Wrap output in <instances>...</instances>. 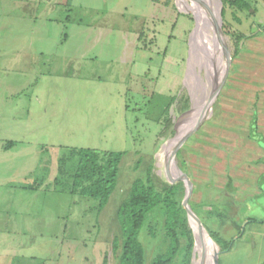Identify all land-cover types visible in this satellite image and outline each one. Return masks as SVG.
Segmentation results:
<instances>
[{"label": "rangeland", "instance_id": "374dc122", "mask_svg": "<svg viewBox=\"0 0 264 264\" xmlns=\"http://www.w3.org/2000/svg\"><path fill=\"white\" fill-rule=\"evenodd\" d=\"M63 1L0 0V231L17 245L2 264H116L111 241L119 236L117 206L148 169L155 180L168 182L158 174L157 154L196 98L188 65L195 18L178 0ZM219 1L226 76L173 159L192 184L188 205L217 234L218 264H255L257 238L246 221L264 217V196L256 206L223 207L220 220L214 199L231 165L253 162L255 144L246 137L250 109L241 111L235 101L252 100V93L235 89L233 34L264 33V0H248L244 10ZM200 43L193 63L206 81ZM258 129L264 133V123ZM9 140L14 145L4 149ZM239 146L247 153H239ZM70 147L124 152L116 186L100 212L93 200L52 183ZM74 164L69 159L63 168ZM62 178L66 183L69 177ZM33 182L40 186L27 189ZM176 182L182 183V206L185 186ZM163 215L162 209L149 214L140 232L145 264L167 246ZM194 245L193 237L190 252L173 264H182L183 257L184 264H194Z\"/></svg>", "mask_w": 264, "mask_h": 264}, {"label": "trees", "instance_id": "16d2710c", "mask_svg": "<svg viewBox=\"0 0 264 264\" xmlns=\"http://www.w3.org/2000/svg\"><path fill=\"white\" fill-rule=\"evenodd\" d=\"M228 4L236 10L250 8L248 0H228ZM243 36L244 34L239 32L233 34L235 52ZM249 135L256 141H264L256 132L254 120L249 125ZM13 145L14 141L9 140L2 147L7 149ZM68 151L69 155L65 158L61 157L58 161L57 176L53 180L54 186L67 190L71 195H78L82 199L93 200L92 208L100 212L114 191L119 164L124 152L82 147H70ZM66 159H71V161L74 159V167L63 168ZM62 176L69 177L66 183L62 180ZM31 188L33 189V186ZM232 188L231 178L228 177L224 191L227 193ZM181 190V182L168 183L155 180L151 169H148L143 177H137L132 181L127 196L116 209L119 236L111 241L112 251L117 252L116 264H145V251L139 236L147 216L157 209L164 211L162 227L167 246L163 251H157L149 264H173L182 252L184 254L187 251L190 252L193 237L188 227L186 212L178 201L177 196ZM223 200L225 199L222 197L217 204L219 207L216 205L218 207L217 218L219 216L223 218L222 213L225 212L223 207L229 205L227 200ZM192 209L198 215L194 206ZM206 230L216 240L215 235L217 234L207 228ZM182 239L185 240L184 248L181 247ZM181 262L184 264V257Z\"/></svg>", "mask_w": 264, "mask_h": 264}, {"label": "crops", "instance_id": "0c3cea01", "mask_svg": "<svg viewBox=\"0 0 264 264\" xmlns=\"http://www.w3.org/2000/svg\"><path fill=\"white\" fill-rule=\"evenodd\" d=\"M70 2L71 0L63 1L64 4H69ZM67 37L68 36L65 34L63 39L67 40ZM235 53L236 57L234 58L232 70L234 71V76H239L238 84L235 85V89L237 87L239 92L246 90L247 95L248 93H252V100H241L239 98L235 99V101H237V105L244 107L241 111H246V108L250 109L249 119L247 120L248 131L246 137L254 141L255 145L251 146V154H254V157L251 163L237 166L231 165L230 168L232 170H226L222 183H217L216 185L221 188L218 190L220 196H217L214 201L215 204H218L220 197H223L228 201V206L246 202L255 205L256 200L264 196V141H256L249 135V125L254 120L256 123V132L264 139V133L258 129V124L260 122L264 123V33L244 34L238 42ZM238 151L239 153H247V149L243 150L241 146L238 147ZM228 177L231 178L233 188L226 193L224 187ZM32 186L33 189L31 188ZM39 186L40 183L33 182L27 189L36 190ZM261 200L264 201V198ZM231 210L230 207V211ZM246 223H249L250 231L255 234L257 238L255 245L258 246V255L255 264H264V217L255 219L251 216L248 217ZM5 236L6 232L0 231V264L3 263L2 258L6 253L12 252L15 255V251L17 250V245L15 246L13 243H8V240H5ZM6 242L11 246H4L3 244Z\"/></svg>", "mask_w": 264, "mask_h": 264}, {"label": "bare ground", "instance_id": "6f19581e", "mask_svg": "<svg viewBox=\"0 0 264 264\" xmlns=\"http://www.w3.org/2000/svg\"><path fill=\"white\" fill-rule=\"evenodd\" d=\"M178 5L184 11H191L195 18L194 28L189 40L188 65L193 72L192 75L196 78V98L190 115L181 122L175 136L166 141L157 154L158 174L163 176L168 182L180 176L171 156L172 149L184 137L185 133L196 125V122L201 117L207 115L208 110H203L202 106L205 107V104L208 103L219 80L223 76L224 67L229 61L226 55L223 35L219 29V0H178ZM215 19H217V23ZM201 40L203 43H200L202 42ZM199 43L201 45L206 81L198 74L199 72H196L193 63V54ZM190 227L193 230L195 239L193 263L215 264L214 258L218 251L217 245L210 243L202 236L194 220H191Z\"/></svg>", "mask_w": 264, "mask_h": 264}, {"label": "water", "instance_id": "95a60500", "mask_svg": "<svg viewBox=\"0 0 264 264\" xmlns=\"http://www.w3.org/2000/svg\"><path fill=\"white\" fill-rule=\"evenodd\" d=\"M220 5H221V3H220V1H219L218 16H219V29H220V31H221ZM226 72H227V65L224 67L223 76H222L221 79L219 80V82H218V84H217V86H216L214 92L212 93V96H211L210 99H209V103H211V102L213 101V98L216 96V94H217V92H218L220 86L222 85V83H223V81H224V79H225ZM202 118H203V117H201V118L197 121V123H199V122L201 121ZM197 123H196V124H197ZM184 137H185V135H184ZM184 137H183V138H182V139H181V140H180V141L174 146V148L172 149V153H171L172 158H173V156H174V154H175L176 149L178 148V146L180 145V143L182 142V140L184 139ZM179 180L183 181V182H184V186H185V194H184V197H183V200H182V206H183V208H184V210H185V212H186V216H187V220H188L189 226H190V222H191V220H192V221L194 220V221L196 222V224H197V226H198V228H199V230H200L202 236H203L207 241H209L210 243H212V244H214V245H217L216 242L213 240V238L209 235V233H208V232L205 230V228L202 226V224L200 223L198 217H197L196 214L191 210L190 206H189L188 203H187V199H188V196H189L190 191H191V188H192V184H191L190 180H189L186 176L180 174V176L175 177L174 180H173V181H169V183H174V182L179 181ZM190 228H191V227H190ZM191 229H192V228H191ZM192 232H193V230H192ZM193 237H194V235H193ZM217 248H218V245H217ZM218 251H219V250H218ZM218 251H217V254L215 255V258H214V263H215V264H218V257H217V255H218Z\"/></svg>", "mask_w": 264, "mask_h": 264}]
</instances>
